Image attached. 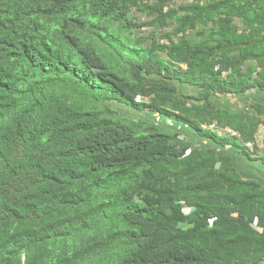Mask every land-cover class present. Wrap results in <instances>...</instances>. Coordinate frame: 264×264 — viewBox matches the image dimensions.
Returning <instances> with one entry per match:
<instances>
[{
    "label": "trees",
    "instance_id": "obj_1",
    "mask_svg": "<svg viewBox=\"0 0 264 264\" xmlns=\"http://www.w3.org/2000/svg\"><path fill=\"white\" fill-rule=\"evenodd\" d=\"M175 3L0 0V264H264V0Z\"/></svg>",
    "mask_w": 264,
    "mask_h": 264
},
{
    "label": "crops",
    "instance_id": "obj_2",
    "mask_svg": "<svg viewBox=\"0 0 264 264\" xmlns=\"http://www.w3.org/2000/svg\"><path fill=\"white\" fill-rule=\"evenodd\" d=\"M229 99L231 98L229 97ZM233 99L237 102V103L235 102V104H238L240 106L242 100L244 102L249 100L264 101V94L263 93L257 94L254 92L252 94H249L248 96H244L240 98L234 97ZM233 160L235 161L234 162L235 167L240 174H242L245 177L248 176L258 179L262 187L264 188V162L262 160L258 158L247 159L246 157L241 156L238 152L233 153ZM247 172H249L250 174H248Z\"/></svg>",
    "mask_w": 264,
    "mask_h": 264
},
{
    "label": "built area",
    "instance_id": "obj_3",
    "mask_svg": "<svg viewBox=\"0 0 264 264\" xmlns=\"http://www.w3.org/2000/svg\"><path fill=\"white\" fill-rule=\"evenodd\" d=\"M206 127L210 128L211 130L216 131L218 134H231L235 135L236 133L228 128H219L214 123L207 125ZM246 148L250 152H255L256 154L262 156L264 158V124L259 128L255 140L252 143H246ZM187 212V211H186Z\"/></svg>",
    "mask_w": 264,
    "mask_h": 264
},
{
    "label": "rangeland",
    "instance_id": "obj_4",
    "mask_svg": "<svg viewBox=\"0 0 264 264\" xmlns=\"http://www.w3.org/2000/svg\"><path fill=\"white\" fill-rule=\"evenodd\" d=\"M191 0H175V2L177 3V4H179V3H187V2H190ZM175 3V4H176ZM147 29V28H146ZM142 31H145V28H143V30ZM182 90L183 91H185L186 93H192L193 92V90L189 87V88H185V89H183L182 88ZM231 99H229V97H223L222 98V100H219V102L221 103V104H224V105H228V106H232V107H238L239 105L238 104H235V100L233 99L234 97H230ZM237 103V102H236ZM122 114H126L127 116H134V115H136V113H134V112H132V111H130V110H128V109H125V110H122L121 109V111H120ZM243 168V167H242ZM248 174H250L249 172H247ZM186 211H187V208L185 209Z\"/></svg>",
    "mask_w": 264,
    "mask_h": 264
}]
</instances>
